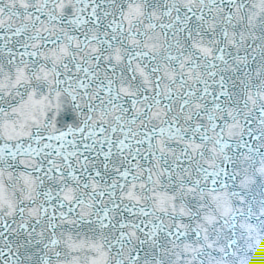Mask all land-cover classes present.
Wrapping results in <instances>:
<instances>
[{
  "label": "water",
  "instance_id": "95a60500",
  "mask_svg": "<svg viewBox=\"0 0 264 264\" xmlns=\"http://www.w3.org/2000/svg\"><path fill=\"white\" fill-rule=\"evenodd\" d=\"M254 155L264 0H0V264H264Z\"/></svg>",
  "mask_w": 264,
  "mask_h": 264
}]
</instances>
